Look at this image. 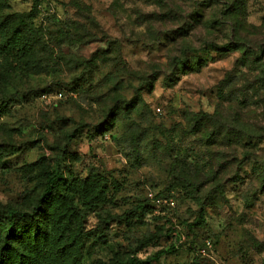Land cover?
Here are the masks:
<instances>
[{"label": "rangeland", "instance_id": "rangeland-1", "mask_svg": "<svg viewBox=\"0 0 264 264\" xmlns=\"http://www.w3.org/2000/svg\"><path fill=\"white\" fill-rule=\"evenodd\" d=\"M4 1L0 25L7 14L29 12L35 4V0ZM134 4L135 0H38V12L29 20L32 31L21 29L22 37L32 40L29 57L2 49L5 23L0 27V196L5 198L0 209L8 205L29 209L48 165L59 164L67 181L105 174L110 182L107 199L87 210L82 231L76 235L73 251L78 264H108L117 254L145 258L170 246L176 251L157 264H252L255 250L264 251V244L245 238L236 208L242 203L250 216L264 208V199L256 195L264 190V148L260 147L264 137L240 139L223 127L212 137V118L175 109V93L147 103L161 75L177 87V75L202 74L205 61L174 67L173 57L184 44L173 40L146 47L147 64L137 63L135 56L143 54L139 46L134 49L130 38L117 35L125 25L153 20L150 14L135 16ZM208 8L196 13L199 31L220 38L226 25L215 24L212 30L220 6L209 0ZM171 22L179 23L180 18ZM105 38L108 48L99 46ZM148 38L157 37L150 32ZM236 50L202 52L207 57L215 51L223 59ZM164 55L170 59L161 65L158 60ZM248 72L256 76L251 67ZM248 84L228 97L221 87L213 97L221 106L231 100L243 104L234 107L243 115L237 131L244 123L257 134L259 123L249 120L263 118V113L251 111L262 104L250 96L240 97L249 89L256 95L253 87L260 84ZM226 133L238 140L232 147L257 152L260 160L249 157L242 179L227 184L225 192H215L212 199L213 158H218L216 152L232 149ZM196 135L199 138L193 140ZM64 147L67 156L58 157ZM150 193L165 202L137 211L136 205ZM201 211L206 222L194 231L179 223L192 222ZM60 227L55 224V229ZM73 233L67 230L64 240L71 241Z\"/></svg>", "mask_w": 264, "mask_h": 264}, {"label": "trees", "instance_id": "trees-1", "mask_svg": "<svg viewBox=\"0 0 264 264\" xmlns=\"http://www.w3.org/2000/svg\"><path fill=\"white\" fill-rule=\"evenodd\" d=\"M216 2L220 8L216 18L212 21V30L215 28V24L234 23L236 31L233 33L232 39L236 42H230L227 45L215 44L201 51L210 48L216 51H232L243 47L246 29L242 21L243 8L241 4L236 3L229 6L227 0H216ZM2 4H5L4 0H0V5ZM37 10L38 0H35V4L29 12L5 16L3 21L6 31L2 41L3 50L16 51L18 56H30L32 40L29 37L28 40L22 37L21 29L32 31L29 20L36 16ZM4 23L2 22L0 27H3ZM191 51L194 50H190L184 45L183 49L173 57L174 67L189 63ZM261 51H264V45L261 46ZM5 54H9V52ZM245 63L248 68L251 67L252 71L256 72V76L249 82L248 87L252 83L260 84L258 87H253L254 93L260 95L261 90H264V56L258 60H246ZM36 64L37 61L33 58V65ZM231 101L227 112L229 109L232 124L236 125L238 121H243V115L239 110L236 113L234 107L244 105ZM259 102L264 105V97ZM117 108L119 105L115 106V109ZM111 113L116 114L114 110ZM262 119H264V113ZM212 121L215 122L212 124V137L216 135L220 127L227 129L228 132L231 131L232 134L238 133L240 139L245 136L249 138L264 137V125L261 124L258 126V133L253 134L254 132L244 123L243 129L240 128L238 132L236 127H226L219 118H212ZM227 135L231 151L235 153L238 147L232 146L237 144L238 140H232L231 136ZM74 136L75 132L70 135L69 140ZM216 154H218V158L215 157L212 161V199L215 192L224 193L227 184L242 179V167L249 157L260 160L257 152L251 151H245L242 158L238 155H229V152L226 151L216 152ZM65 156H67L66 147L58 153V157ZM42 173L41 190L29 209H21L13 205L0 209V264H78L77 255L73 251L76 235L82 231L83 221L88 214L87 210L107 199L106 194L110 186L109 178L105 174H99L94 178L92 175L87 179L79 180L80 178L77 177L75 180L67 181L59 164L54 167L46 166ZM155 195L159 197L158 194ZM53 204L58 205L57 208L52 209ZM152 205L158 207L148 196L145 201L138 203L135 209L145 211L148 206L152 208ZM136 212L132 210V213ZM205 222L206 217L202 211L192 222L179 221L186 225L190 231H194L196 227ZM55 224L61 225L60 229H55ZM67 230L74 231L73 238L69 242L64 240ZM175 251L174 246L161 248L145 258L133 254H117L108 264H157L164 255Z\"/></svg>", "mask_w": 264, "mask_h": 264}, {"label": "clouds", "instance_id": "clouds-1", "mask_svg": "<svg viewBox=\"0 0 264 264\" xmlns=\"http://www.w3.org/2000/svg\"><path fill=\"white\" fill-rule=\"evenodd\" d=\"M229 6L236 3L241 4L243 8L242 21L246 29V37L243 41V47L232 52L227 58H220L215 51L210 52L209 56L205 57L201 51L208 46L215 44L227 45L230 42L235 43L232 39L233 33L236 31L234 23H228L222 32L224 35L217 38L214 34L201 33L199 24L196 21V13L201 9L209 10V0H198L194 5L192 0H135L134 7L137 9L135 16L143 17L151 15V22L141 21L136 25H125L122 32L118 33L121 38H130L129 44L132 48H138L139 53L135 56L137 63L147 64L149 55L144 51L146 47L164 46L169 41L179 40L186 48L194 50L190 52L189 61L193 66L199 65L201 60L205 61L203 73L197 76H181L179 86L173 87L171 83L165 80L164 76H160L155 81V92L146 98L149 105L155 104L159 98L170 93L176 94L175 109L183 108L185 111L196 114H203L211 118H219L220 122L226 127L239 128L240 125H233L231 115L224 111L229 105H219L213 97V93L217 92L221 87L226 97L230 94H236L242 90L245 84L251 82L252 77L248 72V65L245 61L260 59L264 56V51H261V46L264 45V0H227ZM203 15V13H201ZM179 17V23H172L173 18ZM135 18V17H134ZM184 29V33L180 32ZM154 33L156 39H149V33ZM186 34V35H185ZM103 48H108L109 39L105 38L104 42L99 45ZM195 55V59H193ZM156 60V57H152ZM170 57L164 55L159 58L158 63L163 65L169 62ZM240 62V67L237 68V62ZM150 68V66H149ZM232 74V75H230ZM143 75V74H141ZM171 76V73H169ZM147 90V86H145ZM251 97L252 100L259 101L264 97V90H261L260 95H254L249 89L248 93L241 96V99ZM132 99L131 96L128 97ZM186 103H181L184 101ZM159 111V109H157ZM253 113H264V105L260 108H252ZM176 119H180L177 117ZM258 122L264 125V119L256 121L249 120V123ZM199 136H193L192 139H198ZM264 148V143L260 145ZM229 152V155H238L243 157V149H237L233 153L230 149H223ZM260 186L257 184L256 188ZM255 191V189H253ZM257 199H264V190L256 193ZM232 195H229V199ZM4 197L0 196V201H4ZM6 202V201H5ZM236 214L241 218L244 225L246 239H255L261 244H264V208L259 209L256 213L250 214L245 212L242 203L236 208ZM256 255L252 256V264H257L258 259H264V251L255 250Z\"/></svg>", "mask_w": 264, "mask_h": 264}, {"label": "built area", "instance_id": "built-area-1", "mask_svg": "<svg viewBox=\"0 0 264 264\" xmlns=\"http://www.w3.org/2000/svg\"><path fill=\"white\" fill-rule=\"evenodd\" d=\"M150 198L155 202L156 205L161 206L163 202H165L164 199H162L160 196L157 197L155 194H149ZM169 201L173 203V200L170 198ZM167 202V201H166Z\"/></svg>", "mask_w": 264, "mask_h": 264}]
</instances>
